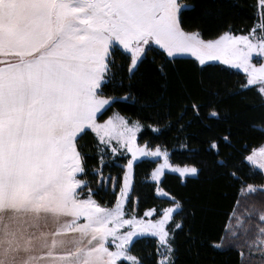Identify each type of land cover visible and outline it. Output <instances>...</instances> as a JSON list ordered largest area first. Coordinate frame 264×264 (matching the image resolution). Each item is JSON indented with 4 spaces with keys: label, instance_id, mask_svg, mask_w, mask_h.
<instances>
[{
    "label": "snow or ice",
    "instance_id": "6c2138e0",
    "mask_svg": "<svg viewBox=\"0 0 264 264\" xmlns=\"http://www.w3.org/2000/svg\"><path fill=\"white\" fill-rule=\"evenodd\" d=\"M257 8V23L246 34H235L229 25L206 38L200 23L208 13L184 0H0V264H179L180 233L190 247L235 250L238 264H264V199L243 218L233 206L222 234L201 238L216 214V189L208 186L192 203L158 185L166 169L198 179L203 164L176 166L166 148L139 144L140 119L107 113L113 104L141 101L131 92L105 91L110 84L123 87V80L114 83V52L120 51L127 79L143 86L142 108L156 116L180 98L177 122L189 109L198 117V93L210 86L213 61L242 70V87L258 85L264 105V63L253 62L264 60V0ZM153 45L162 50L155 67L160 89L141 73ZM185 56L194 58L191 69L181 64ZM213 118H221L215 108ZM230 136L212 140L211 155L222 156L221 144L232 146ZM109 152L131 154L122 178L104 176ZM93 153L100 166L90 169ZM142 157L163 158L151 181L171 206L140 216L132 210L133 169ZM244 159L264 174V146ZM215 163L236 167L223 159ZM222 174L241 179L235 171ZM89 175L96 177L95 189ZM108 185L111 204L96 199ZM239 195L264 198V184L242 183ZM142 237L154 238L152 252L136 251Z\"/></svg>",
    "mask_w": 264,
    "mask_h": 264
},
{
    "label": "trees",
    "instance_id": "16d2710c",
    "mask_svg": "<svg viewBox=\"0 0 264 264\" xmlns=\"http://www.w3.org/2000/svg\"><path fill=\"white\" fill-rule=\"evenodd\" d=\"M184 2L195 3L201 14L208 13L206 17L202 16L207 22L200 23V27L206 29V38L215 37L229 25L235 34H246L258 20V0H184ZM153 49L148 53L141 67V73H147V79L155 88L160 89L161 82L155 73V67L162 59V50L154 45ZM114 57L117 65L114 69L116 73L114 83L123 80V87H113L110 84L105 90L106 94L123 95L125 92H131L141 103L129 101L113 104L107 115L120 112L132 120L140 119L144 127L137 135V142L141 145L148 143L153 148L157 145L166 148L173 165L183 167L189 164H203L204 170L198 179L183 180L177 175L166 173L158 186L170 195H175L178 199H187L192 203L196 202L208 186H213L220 194L217 198V210L212 221L204 227L201 238L208 236L213 239L218 238L233 206L237 207V215L243 218L252 210L254 204L259 207L260 201L264 199L262 197L245 199L239 195L242 183L264 184V175L244 159L253 149L264 145V131L260 130L264 127V105L258 89L253 86L242 87L247 82V77L243 73L222 64H212L214 69L210 74V86L206 91L198 93L199 103L202 105L199 116L197 117L189 109L183 120L177 122V116L181 111L180 98L176 99L171 110L164 109L159 116L154 115L150 109H143L142 84L138 80L130 82L127 79V60L120 51L114 52ZM153 60L156 64L152 63ZM193 61L191 57L183 58L181 64L191 69ZM120 66H124L123 70ZM197 79L198 74L191 72V82L195 83ZM130 83L131 87H129ZM183 103L186 104L187 101L184 100ZM213 108L220 113V119H209ZM155 127H159L160 131H154ZM229 133H231L232 146L221 144L222 156L211 155L209 151L211 141ZM129 159V155H112L109 152L105 156L104 176L122 178L124 166ZM221 159L226 160L230 165L235 164L236 167H217L215 162ZM157 164L158 161L142 160L134 165L135 191L132 210L140 216H143L149 208H156L159 211L171 206L169 199L157 195V184L150 180ZM88 166L90 169L100 166L95 153L88 160ZM229 171H235L241 179L235 180L222 174ZM86 178L95 189L96 177L89 175ZM238 197L240 203L236 205ZM96 199L102 203H114L111 185H108L107 190L101 189ZM137 200L139 204L135 206ZM176 219L179 220L180 217L177 216ZM184 239V234L180 233L178 235L179 264H196L197 259L200 260V264H238V253L235 250L223 253L212 252L205 247H190L184 244ZM154 245V238L142 237L136 242L135 249L140 254H147L153 251Z\"/></svg>",
    "mask_w": 264,
    "mask_h": 264
},
{
    "label": "rangeland",
    "instance_id": "374dc122",
    "mask_svg": "<svg viewBox=\"0 0 264 264\" xmlns=\"http://www.w3.org/2000/svg\"><path fill=\"white\" fill-rule=\"evenodd\" d=\"M155 46V45H154ZM158 47V46H157ZM159 48V47H158ZM183 58H188V56H185V57H183ZM190 58V57H189ZM254 63H257V64H259V63H264V60H261V59H254V61H253ZM211 64H222L221 62H218V61H213V62H210ZM222 65H224V64H222ZM224 66H227V67H230V68H232L231 66H228V65H224ZM232 69H234V70H237V71H239V72H241V73H243V71L242 70H238V69H235V68H232ZM245 76H246V74L245 73H243ZM247 77V76H246ZM253 87H256L257 89H258V85H256V86H253ZM264 146V145H263ZM123 151V150H122ZM117 154H120V153H117ZM116 154V155H117ZM123 155H129V157L131 158V154L130 153H126V152H124V154ZM142 160H151V161H158V164H157V166L156 167H158V165L160 164V163H162L163 162V158H154V157H142V158H139L138 160H137V162L136 163H138L139 161H142ZM135 163V164H136ZM134 164V165H135ZM155 170V169H154ZM153 170V171H154ZM257 170H259L258 168H257ZM260 171V170H259ZM166 173H170V174H174V175H177V176H179L181 179H185V178H183V177H181L180 176V174L179 173H177V172H173V171H171L170 169H166L165 170V172H164V174H166ZM264 175V174H263ZM164 176V175H163ZM162 176V177H163ZM162 177H161V179H162ZM150 180H151V177H150ZM161 181V180H160ZM154 183V182H153ZM158 195V194H157ZM159 197H161V198H167V199H169L168 197H163V196H160V195H158Z\"/></svg>",
    "mask_w": 264,
    "mask_h": 264
},
{
    "label": "crops",
    "instance_id": "0c3cea01",
    "mask_svg": "<svg viewBox=\"0 0 264 264\" xmlns=\"http://www.w3.org/2000/svg\"><path fill=\"white\" fill-rule=\"evenodd\" d=\"M194 59V58H193Z\"/></svg>",
    "mask_w": 264,
    "mask_h": 264
}]
</instances>
